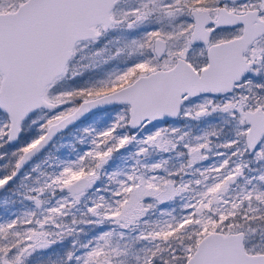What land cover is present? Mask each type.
Instances as JSON below:
<instances>
[{"label": "snow or ice", "instance_id": "obj_1", "mask_svg": "<svg viewBox=\"0 0 264 264\" xmlns=\"http://www.w3.org/2000/svg\"><path fill=\"white\" fill-rule=\"evenodd\" d=\"M0 264H264V0H0Z\"/></svg>", "mask_w": 264, "mask_h": 264}]
</instances>
